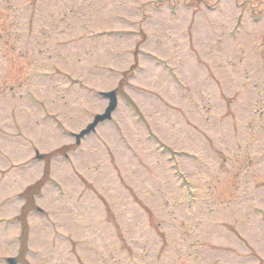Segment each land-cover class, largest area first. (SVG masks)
<instances>
[{
    "label": "rangeland",
    "instance_id": "rangeland-1",
    "mask_svg": "<svg viewBox=\"0 0 264 264\" xmlns=\"http://www.w3.org/2000/svg\"><path fill=\"white\" fill-rule=\"evenodd\" d=\"M8 259L264 264V0H0Z\"/></svg>",
    "mask_w": 264,
    "mask_h": 264
},
{
    "label": "water",
    "instance_id": "water-1",
    "mask_svg": "<svg viewBox=\"0 0 264 264\" xmlns=\"http://www.w3.org/2000/svg\"><path fill=\"white\" fill-rule=\"evenodd\" d=\"M104 99L108 100V105L104 111V113L100 116H95L93 119V122L86 127L83 131H81L75 138L76 143L79 142V139L82 138L84 135L89 134L91 131H93L94 127L99 123L110 119L111 113L114 111L116 107V94L115 91L104 93L101 95ZM7 264H15V260L8 259L6 260Z\"/></svg>",
    "mask_w": 264,
    "mask_h": 264
}]
</instances>
